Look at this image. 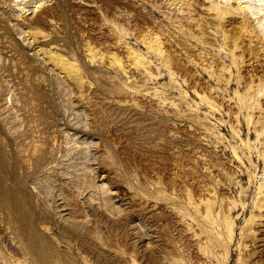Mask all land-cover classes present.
Segmentation results:
<instances>
[{"label":"rangeland","instance_id":"1","mask_svg":"<svg viewBox=\"0 0 264 264\" xmlns=\"http://www.w3.org/2000/svg\"><path fill=\"white\" fill-rule=\"evenodd\" d=\"M262 1L0 0V264H264Z\"/></svg>","mask_w":264,"mask_h":264},{"label":"bare ground","instance_id":"2","mask_svg":"<svg viewBox=\"0 0 264 264\" xmlns=\"http://www.w3.org/2000/svg\"><path fill=\"white\" fill-rule=\"evenodd\" d=\"M257 1H259V0H257ZM260 1H262V0H260ZM262 2H263V1H262ZM0 9H1V8H0ZM263 10H264V6L262 5V6H261V9H259L258 12L263 11Z\"/></svg>","mask_w":264,"mask_h":264}]
</instances>
